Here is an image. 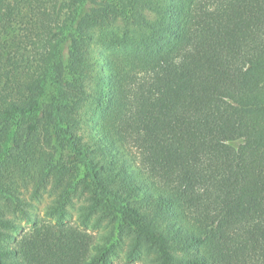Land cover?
Wrapping results in <instances>:
<instances>
[{
  "label": "trees",
  "instance_id": "obj_1",
  "mask_svg": "<svg viewBox=\"0 0 264 264\" xmlns=\"http://www.w3.org/2000/svg\"><path fill=\"white\" fill-rule=\"evenodd\" d=\"M121 250L264 264V0H0V264Z\"/></svg>",
  "mask_w": 264,
  "mask_h": 264
},
{
  "label": "rangeland",
  "instance_id": "obj_2",
  "mask_svg": "<svg viewBox=\"0 0 264 264\" xmlns=\"http://www.w3.org/2000/svg\"><path fill=\"white\" fill-rule=\"evenodd\" d=\"M50 200H51V195L48 194V193H46L39 200H32L33 205L31 206V210L33 212H35V217L37 215L39 217L40 216H45L44 210L47 207V205L50 202ZM72 212H73V215L76 216L77 209H72ZM114 261H115L116 264H125L126 263V260H125V257H124V252L122 250L117 255H115ZM128 263H131L132 264V262H128ZM138 263H139V260H137V261L134 262V264H138Z\"/></svg>",
  "mask_w": 264,
  "mask_h": 264
}]
</instances>
